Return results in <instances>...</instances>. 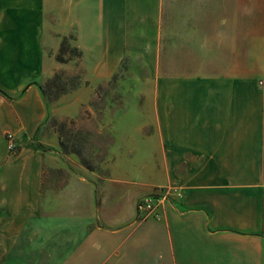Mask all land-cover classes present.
<instances>
[{
    "label": "crops",
    "instance_id": "obj_1",
    "mask_svg": "<svg viewBox=\"0 0 264 264\" xmlns=\"http://www.w3.org/2000/svg\"><path fill=\"white\" fill-rule=\"evenodd\" d=\"M65 68L75 112L40 91ZM0 90V264H264V0H0ZM50 115L102 137L100 172Z\"/></svg>",
    "mask_w": 264,
    "mask_h": 264
},
{
    "label": "rangeland",
    "instance_id": "obj_2",
    "mask_svg": "<svg viewBox=\"0 0 264 264\" xmlns=\"http://www.w3.org/2000/svg\"><path fill=\"white\" fill-rule=\"evenodd\" d=\"M71 46L74 45L71 43ZM57 56V55H56ZM81 56V55H80ZM73 52H67L64 55V62H59L60 64H66L69 62H75L78 64V59ZM124 75V70L114 76L112 82L108 85L112 92H114V86L116 85V80L119 77ZM82 86H87L86 78L80 68H65L52 72L50 76L45 78L44 82L40 85L45 92L46 98L45 101L49 107L54 109L58 107H69L71 112L79 110L88 99L89 95L83 96L79 102H74L73 105L70 104L73 102L72 95H67L73 91L79 89ZM102 89V86L96 89L97 99L91 103L90 108L95 110L102 109V97L104 98L106 94L109 93L110 89ZM68 96L67 99H63L64 96ZM114 96V95H113ZM112 96V97H113ZM85 102L84 104H82ZM63 104V105H62ZM78 104V105H77ZM58 114H59V109ZM88 113V112H87ZM96 117L92 123H89L91 126H98L99 117L95 114ZM87 117L90 118V114H87ZM95 131H89L85 128H78L76 122L72 119H63L56 118L52 115L46 121L45 135L47 140L53 138V142L58 145L60 151L66 157L74 156L78 163L84 168L100 172V163L102 162V137L94 133ZM95 135V136H94ZM101 148H100V147ZM45 147H48L45 145ZM50 147V146H49Z\"/></svg>",
    "mask_w": 264,
    "mask_h": 264
},
{
    "label": "built area",
    "instance_id": "obj_3",
    "mask_svg": "<svg viewBox=\"0 0 264 264\" xmlns=\"http://www.w3.org/2000/svg\"><path fill=\"white\" fill-rule=\"evenodd\" d=\"M6 139L8 142V150L10 152H15L16 150V142L14 140V136L12 134H7ZM175 192V191H174ZM169 197V191H162L159 195L153 197H146L139 201L137 209L140 212L139 219L144 220L151 217L155 209L160 206L164 201H166Z\"/></svg>",
    "mask_w": 264,
    "mask_h": 264
},
{
    "label": "trees",
    "instance_id": "obj_4",
    "mask_svg": "<svg viewBox=\"0 0 264 264\" xmlns=\"http://www.w3.org/2000/svg\"><path fill=\"white\" fill-rule=\"evenodd\" d=\"M72 41H73V38H71V37L70 38H66L65 37V38L62 39L59 52H58V54L56 56V60L58 62H64L65 61L64 55L67 52H70V53L73 52V54H75L77 57H79L81 55L76 47H72L71 46ZM40 91L42 92V95L44 96V98H46L45 92L43 91L42 87H40ZM0 93H2L3 95L7 96L1 90H0ZM38 148H40V146H38Z\"/></svg>",
    "mask_w": 264,
    "mask_h": 264
}]
</instances>
